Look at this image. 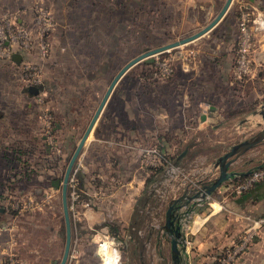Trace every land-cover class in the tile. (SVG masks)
Returning <instances> with one entry per match:
<instances>
[{"label":"rangeland","instance_id":"1","mask_svg":"<svg viewBox=\"0 0 264 264\" xmlns=\"http://www.w3.org/2000/svg\"><path fill=\"white\" fill-rule=\"evenodd\" d=\"M223 1L0 0V86L8 98L0 102V221L7 239L0 264H58L64 245L62 175L111 77L132 56L196 31ZM241 3L229 5L235 10V38L225 46L212 51L210 33L202 45L192 40L154 54L150 63L139 60L117 80L68 175L71 236L65 264H101V243L114 251V264H162L164 254L172 264L169 234L162 226L172 199H177L184 243L179 264L203 259L193 254L187 260L184 251L191 241L188 204L207 206L220 196L210 193L200 200L192 195L217 171L213 161L230 140H241L264 123L259 113L264 94L258 89L263 86L251 61L257 32L250 27L249 72L235 73L239 16L252 10L264 18V6ZM229 31L226 25L214 34L227 40L233 38ZM220 50L229 54L231 65L210 69L207 60ZM219 68L231 74L246 105L228 107L220 95L225 84L206 79L217 76ZM194 70L198 74L188 75ZM183 90L181 105L189 107L177 111ZM243 225L237 239L205 264H231L236 255L232 259L229 248L247 227L252 230L246 215ZM261 227L253 228L238 254Z\"/></svg>","mask_w":264,"mask_h":264},{"label":"crops","instance_id":"2","mask_svg":"<svg viewBox=\"0 0 264 264\" xmlns=\"http://www.w3.org/2000/svg\"><path fill=\"white\" fill-rule=\"evenodd\" d=\"M251 2H253L254 4H260L261 6H264L263 5L264 0H253ZM234 12L235 10L233 9L229 11V6H228L226 11L223 13V15L213 24V26L207 32L201 34L200 36L192 40L195 41L200 40L199 45H202L203 44L202 42H205L207 38L203 36L211 33L208 36H211L212 41L215 40L214 43L211 45L212 51L218 50L222 46L223 42L225 43L224 44L225 46L226 44H228L230 39L234 40L235 38L236 21H235ZM226 25L230 26L229 34L230 36L233 35V38L230 37L227 38V40H223L221 37L216 38L217 35L214 34V31H218V30L221 31L226 27ZM200 27L195 29L197 30ZM192 40L188 42H191ZM255 45H256L255 54L254 57L251 59V61L253 62L254 68H256L257 77L259 78V85L263 86V87L260 86L258 87V89H260V91L262 92L261 96L263 97L264 29L255 34ZM229 50H231L230 45L228 48H225V51H229ZM225 55L227 57L224 56V52L222 51L219 54H215V56H210V59L207 60L209 61L210 69H212L215 64L217 65L223 64L225 67L227 66L229 67V64L231 65L230 57L229 54H225ZM199 65L201 66V62H199ZM217 71H218L217 76H213V73H211V75L209 77H206V79H209L211 83L213 82L216 83L217 81H219V83L222 82L225 84V91H221L220 95H223V99L226 100L225 103L227 104V106L230 108H236V107L238 108L240 106L246 105L247 97L246 98L243 97L244 92L241 93H238L240 91L236 92L234 83L231 80L232 79L231 74L227 72L223 73L222 71H220V68ZM196 74H198L197 70H194L188 75L192 76ZM251 77L252 74L249 76V78ZM28 90L31 93L35 92V88L33 87H29ZM184 90L180 91L179 96H181V99L180 101L178 100V105L174 107V109H176L177 111L179 109L185 110L188 109L189 107L188 104H186L185 106H182L183 104L181 105L183 98L185 97ZM3 91H4L3 87L0 86L1 103L8 102L7 101L8 98L5 99L4 94L2 93ZM215 92L217 94L219 93L218 90H216ZM241 103L243 105L240 106L236 105ZM6 107L9 108V106ZM167 119L170 120L168 116ZM198 119L204 120L207 118L203 117L202 115H199ZM114 123L117 124L116 121ZM115 127L117 128V126ZM233 131L238 134L237 131L235 130ZM234 137H232L231 139H234ZM239 140L240 138L236 137V140H230V143H234L235 141H239ZM214 157H216V155L213 156V158ZM257 168H264V139L258 144L244 151L241 155L236 157L229 164V169L235 171L234 175L223 181L219 186H217L211 192L212 194L219 195L220 196L219 199L214 200L213 198H211V200L207 202V206L198 205L195 203L188 204V208H190L191 211H193V216L188 224V229H187V234L189 235V238H191V241L185 245V250H184L187 255V260H189V257H191L193 254H198L201 255L200 257H202L203 259H198L196 262H194V264H205L206 260L208 259H209L208 262H210L211 258H213L217 249L224 247L225 245L228 246L237 239L238 235L242 230V227L244 226L243 218L245 215L246 216L258 215V214L260 215L261 213L264 212V175L259 179H257L256 181H254L252 184L243 188L242 190L236 188V184H235L236 181H233L239 176L248 175L253 169H257ZM216 173L217 171H213V173L211 172V175L209 176L212 178ZM135 189H137V185L135 186ZM228 190H231L230 195L228 194L229 193ZM213 204H215L216 206L211 207ZM3 211L4 209L0 208V212ZM1 224L2 223L0 221V254L2 253V249L5 246V244L7 245V239L5 238L3 233L1 234V230L3 228ZM255 234H256L255 238L253 241H251L250 246L246 248V250L237 254L236 258L230 262L231 264H264V227L259 228ZM159 237L160 235L157 236V239ZM99 249L101 250V253L100 252L99 253L101 255L103 254L102 258L104 264H114L116 258L114 251L108 250L106 244L104 243L100 244ZM102 251L105 252V255ZM162 257L165 258L164 260H162V264H168V259H166V255L164 254V256ZM188 264H191V262Z\"/></svg>","mask_w":264,"mask_h":264},{"label":"water","instance_id":"3","mask_svg":"<svg viewBox=\"0 0 264 264\" xmlns=\"http://www.w3.org/2000/svg\"><path fill=\"white\" fill-rule=\"evenodd\" d=\"M232 0H224L218 11L215 13V15L206 22L202 27L197 29L196 31L185 35L183 37H180L178 39L159 44L155 47L148 48L131 58H129L125 63H123L118 70L113 74L111 77L109 83L107 84L101 98L99 99L93 113L91 114L85 128L83 129L76 145L74 146L64 169L62 179H61V185H60V199H61V209H62V216H63V222H64V245L62 249V253L60 256V259L58 261V264H65V261L68 256L69 252V246H70V220H69V214H68V207H67V201H66V184L68 175L70 172V169L78 155V153L81 150V147L83 146L89 132L91 131L96 119L99 116V113L101 112V109L103 108L111 90L113 89L115 83L120 78V76L134 63L138 62L139 60L144 61H152L153 55L162 51H165L169 48L178 46L180 44L186 43L201 34L207 32L213 24L223 15V13L226 11L228 6L230 5ZM253 1V0H249ZM12 57L18 61L19 55L17 53H13ZM261 110H259L260 115L264 119V104L261 106ZM264 139V123L262 126L255 131L253 134L236 141L232 143L228 149H226L224 152L219 154L213 161V166L217 167V173L210 178L207 182H202L201 187L202 191L194 193L192 196H199L201 199L205 197V195H209L217 186H219L223 181L226 179L232 177L235 173V171L229 169V164L239 155H241L244 151L247 149L253 147L254 145L258 144ZM176 199H173L170 201L164 211V221H163V228L164 231H166L169 234V248H170V256H171V262L172 264H179L180 263V251L184 247L182 234L180 231L179 226V220L176 216V208L178 207L177 204H175ZM99 255L98 253H96ZM101 264H104L103 258Z\"/></svg>","mask_w":264,"mask_h":264},{"label":"built area","instance_id":"4","mask_svg":"<svg viewBox=\"0 0 264 264\" xmlns=\"http://www.w3.org/2000/svg\"><path fill=\"white\" fill-rule=\"evenodd\" d=\"M242 6L247 7V5H250V1L242 0ZM253 15V16H251ZM238 29L240 32V39H239V44H238V55L236 56L235 59V73L237 77H241L249 72V27L251 28L252 31H262L264 29V18L261 14V11H255L253 12L252 10L250 12L245 11L241 12L239 16V21H238ZM264 174V168H259L254 170L251 175L248 177L247 182L244 185H247L251 182V180H255L260 178ZM243 184H239L236 186V188H245ZM209 197V195H205L204 198ZM201 200V198H199ZM250 216H246L247 219L252 223L251 228H248L244 230V235L239 239L237 244L231 245L229 249H231V256L232 259L235 255H237L239 250H242L245 246V244L250 240L251 234L255 232L254 227L258 225H264V213L256 216L249 218ZM105 244V243H104ZM231 259V260H232Z\"/></svg>","mask_w":264,"mask_h":264},{"label":"trees","instance_id":"5","mask_svg":"<svg viewBox=\"0 0 264 264\" xmlns=\"http://www.w3.org/2000/svg\"><path fill=\"white\" fill-rule=\"evenodd\" d=\"M145 62H146V63H150V62H152V61H145ZM238 110H242V109H237L236 111H238ZM245 177H246V176H239V177H237L236 179L233 178V179H234L233 181H236L235 184H239V183H240ZM242 189H243V188H242ZM242 189H239V190H242ZM172 200H173V199H172ZM172 200H171V201H172ZM175 204H177V199H176V201H175ZM115 229H116V228L113 229V227H112L111 230H112V231H115Z\"/></svg>","mask_w":264,"mask_h":264},{"label":"bare ground","instance_id":"6","mask_svg":"<svg viewBox=\"0 0 264 264\" xmlns=\"http://www.w3.org/2000/svg\"><path fill=\"white\" fill-rule=\"evenodd\" d=\"M103 252V251H102ZM104 253V255H105V252H103Z\"/></svg>","mask_w":264,"mask_h":264}]
</instances>
